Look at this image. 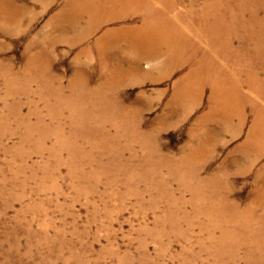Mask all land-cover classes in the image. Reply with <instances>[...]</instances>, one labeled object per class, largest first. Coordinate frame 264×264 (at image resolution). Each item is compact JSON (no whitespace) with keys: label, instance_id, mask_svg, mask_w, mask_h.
Wrapping results in <instances>:
<instances>
[{"label":"rangeland","instance_id":"rangeland-1","mask_svg":"<svg viewBox=\"0 0 264 264\" xmlns=\"http://www.w3.org/2000/svg\"><path fill=\"white\" fill-rule=\"evenodd\" d=\"M204 1L176 0L179 4L174 13L190 2L197 10ZM64 2L55 0L42 8L40 0H12V6L23 13L19 18L21 29L9 34L0 31V63L12 67L15 82H24L22 77H25L28 89V94H18L0 77V264H254L258 258L263 261L264 248L255 247L247 259L246 254L251 248L243 241L247 236L254 244L264 242V153L254 160V142L248 145L253 147L250 151L243 150L254 122L247 100L240 103L245 107L241 126L238 125L239 117L232 118L231 112L225 110L219 118L209 119L206 130H196L198 118L208 114V101L212 98L211 78H219L220 73V83H223L221 72L224 67L203 66L202 70L209 77L201 75L197 88H182L178 80L182 76L176 72L159 82L145 79L114 87L125 108L139 106L135 102L137 97L143 103H152L150 110L140 111L142 134L150 132L161 121L165 115L164 106L172 96L182 102L194 95L191 92L200 94L201 103L185 119L176 112L159 127L155 156L152 155L151 161L154 165L157 157L161 160L162 168L157 175L140 169L147 167L141 162L147 154L141 142L137 139L113 140L115 131L110 125L105 129L112 141L106 139L104 146L93 149L89 144L77 141L83 151H91L94 160L98 161H81L77 172H71L65 161V151L58 150L55 145L56 136L49 135L41 152H35L34 145L22 141L29 123L34 125L36 121H44L42 123L48 122L46 127L50 129L55 126L52 113L43 108L45 101L38 95V76L41 74L49 77L47 84L58 83L61 91L58 100L67 101L66 110L60 111L62 132L68 131L65 119L75 113L71 108L76 102L71 99L68 84L76 69H80L79 64L72 63L77 48L64 45L63 37L50 26L52 16ZM85 4L89 12L85 17L94 15L97 6L101 5L93 0L81 3L82 6ZM30 18L33 21L29 23ZM120 25L112 23L107 29H117ZM120 31L114 34H120ZM101 34L96 33L90 41H95ZM253 38L250 35L246 40L247 52L239 51L241 40L234 42L241 65L229 69L241 71L237 81L242 84V90L236 92L237 98L248 95L251 75L264 76L262 70L255 69L250 63ZM31 41L38 46L25 54ZM48 41L52 46L43 47L51 59L49 64L46 63L48 67L41 69L37 63L28 66L31 56L43 46L41 43ZM128 41L141 42L133 37ZM167 52L174 53L172 50ZM117 53L121 54L120 51ZM221 60L219 57L218 62ZM79 63L80 70L92 73V77L95 75V62L87 64L81 60ZM141 69L143 72L150 70L145 63ZM35 71L36 76H32ZM95 80L87 83L89 87L96 84ZM6 86L17 95L6 97ZM217 95L229 109L234 97L232 89L220 88ZM85 109L98 113L92 104H86ZM225 116L231 120L229 127L222 123ZM34 133L37 131L30 135ZM198 146L199 150L193 153ZM190 153L198 158L194 160L198 161L195 165L203 161L200 177H195L216 183L217 200L214 203H222L232 214L230 217L221 214L219 226L215 227L213 219L199 208L206 207V202L194 206L190 193L182 187L181 175L188 166L181 159ZM57 158L62 161L57 163ZM222 234L228 240H220ZM231 234L235 236L234 242Z\"/></svg>","mask_w":264,"mask_h":264},{"label":"bare ground","instance_id":"bare-ground-1","mask_svg":"<svg viewBox=\"0 0 264 264\" xmlns=\"http://www.w3.org/2000/svg\"><path fill=\"white\" fill-rule=\"evenodd\" d=\"M54 1L40 0V5L45 8ZM77 1L79 2L76 5ZM88 1L65 0L60 9L52 16L50 26L52 25V28L55 29V33L60 34L61 38L63 37L64 45L70 49L77 48L72 63L74 65L79 64L81 69L82 66L79 63L81 60L87 64L95 62L94 69L92 68L95 75L92 77L90 75L92 73H85L76 69V73L69 81L68 90L72 101L76 102V106L71 108L75 113L65 119L68 122L66 133L62 132L61 123L63 121L60 123V111L66 110L65 103L67 101L58 100L61 95L60 88L57 86L58 80L50 79L57 84L49 85L47 84L49 81L47 75L43 73L38 76L40 77L38 80L40 81L38 82L40 91L37 93L45 101L43 108L45 107L46 111L52 113L55 126L50 129V127H46L49 126L47 125L48 122L44 125L42 123L44 121H36L35 119L34 125L29 123L25 127L26 136L22 137L24 143H31L36 148L35 152H41L44 149L46 139H49V135L56 136L55 145L58 150L65 151L67 156L65 161L70 165L71 172H77L81 161H96L94 160L96 158L92 157L91 151H83L79 144L77 145V141L87 143L95 149L104 146L103 143L106 139L108 141H112L111 138L115 141H134L137 139L141 142V147L147 150V154L141 161L147 164V167L140 169L142 171L149 170L157 175L162 168L161 160L157 157L158 161L155 159L154 165L151 161L152 155L155 156L156 134L161 130L159 127L176 112H180L181 117L185 119L201 103L200 94L195 95V92H191L194 95L186 97L182 102L172 96L164 106L165 115L162 116L161 121H158L156 126L149 130L150 132L142 134L140 131L142 128L140 111L150 110L152 103H143L142 99L137 97L135 102L139 106L125 108L122 105V100L117 98L118 92L114 87L121 84H133L138 80L145 79L159 82L176 72L182 76L178 79L180 85L183 86L182 88L188 86L197 88L201 83L198 81L201 75L206 78L209 77V74L204 72L202 67L211 66L224 67L221 72L223 83H220V73L219 78H211L212 98L208 101V114L198 118L196 130H206L205 124L209 122V119L219 118L225 110L231 112L232 118L238 116L240 122L238 125L241 126L244 121L245 107H242L240 103L247 100L246 105L253 113L254 122L251 135L246 140L243 150L250 151L253 147L250 148L248 145L254 142L256 144L253 145L254 160L263 155L264 134L261 133H264L262 132L264 131V76L259 77L255 73L251 75L247 84L248 95L237 98L236 92L242 90V84L237 81L241 71L240 69L237 71L230 69L241 63L236 55L238 47L234 46V42L241 40L242 44L239 46L241 48L239 51L247 52L246 40L251 35L254 37V41L252 44L253 57L250 59V63L254 65L255 69L264 72V0H205L197 9L198 11L195 9V4L190 2L177 13H174L179 4L176 0H93L100 2L101 5L97 6L94 15L85 17L89 13L86 10L88 5L82 6L81 3ZM12 4V0H0V31L4 34L21 29L19 18L23 13L14 8ZM32 21L33 19L30 18L29 23ZM112 23L122 25L120 28L108 30L107 26L110 24L112 26ZM118 30H121L120 34L115 35L114 33ZM98 32L102 33L101 36L91 42L90 39ZM130 37L139 38L141 42H129ZM48 42L41 43L43 46L41 45L42 47L37 53L31 56L29 63L28 60L26 61V65L27 63L28 66L37 63L41 69L48 67L47 64L50 63L51 59L46 56L43 49V47L52 46V43ZM37 46L35 41H31L26 47L25 54ZM168 50H172L174 53L168 54ZM116 51H120L121 54ZM219 57L222 58L221 63L218 62ZM143 63L148 65L150 69L148 72L142 71L141 65ZM155 65H157L156 68ZM36 73V71L33 72L32 76H36ZM21 76L25 75L22 74ZM0 77L8 81L18 94H28L26 78L22 77L24 82H15L13 69L9 64L0 63ZM92 79H96V84L89 87L87 83L91 82ZM220 88L232 89L234 97H232V105L230 104L229 109L225 107L220 95H217ZM109 91L111 92L109 93ZM16 95L6 86V97L11 98ZM50 100L54 103H51ZM68 104L72 103L68 102ZM86 104L95 106V112L98 113L87 111L85 109ZM230 122V118L226 116L222 120V123L227 127L231 125ZM107 125L114 129V137L110 138L108 134L106 135L105 128ZM32 131H37V133L30 135ZM198 150L199 146L194 149L193 153ZM202 156L204 159L206 153ZM195 158L197 156L190 153L181 159L183 164L188 166L181 175L184 180L181 181V184L183 189L190 193L194 206L199 202H206V207L199 208L205 215L213 219L216 227L220 224L221 214L228 217L232 214L222 203H214L217 200L216 183L196 178L200 177L203 161L200 165H195L198 163V161H194ZM61 161L60 158H57V163ZM101 171L100 173H103V170ZM178 178H180L179 175ZM230 236L234 242L235 236L233 234ZM220 240H228V238L222 234ZM243 241L251 248L246 254L247 259L251 257L255 247L264 248V242H255L254 244L247 236L243 237ZM263 261L258 258L254 264H264Z\"/></svg>","mask_w":264,"mask_h":264}]
</instances>
